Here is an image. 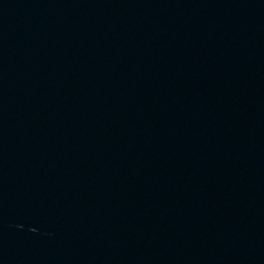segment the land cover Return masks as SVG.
<instances>
[{"label":"water","instance_id":"95a60500","mask_svg":"<svg viewBox=\"0 0 264 264\" xmlns=\"http://www.w3.org/2000/svg\"><path fill=\"white\" fill-rule=\"evenodd\" d=\"M0 264H264V0H0Z\"/></svg>","mask_w":264,"mask_h":264}]
</instances>
